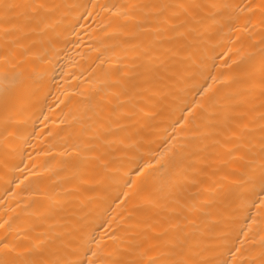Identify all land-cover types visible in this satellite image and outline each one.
Returning a JSON list of instances; mask_svg holds the SVG:
<instances>
[{
    "label": "bare ground",
    "instance_id": "1",
    "mask_svg": "<svg viewBox=\"0 0 264 264\" xmlns=\"http://www.w3.org/2000/svg\"><path fill=\"white\" fill-rule=\"evenodd\" d=\"M262 161L264 0H0V259L264 264Z\"/></svg>",
    "mask_w": 264,
    "mask_h": 264
},
{
    "label": "snow or ice",
    "instance_id": "2",
    "mask_svg": "<svg viewBox=\"0 0 264 264\" xmlns=\"http://www.w3.org/2000/svg\"><path fill=\"white\" fill-rule=\"evenodd\" d=\"M252 181L255 182L257 179L259 181L261 190L264 191V161H262L261 172L259 177H251ZM7 255V254H6ZM0 264H84L82 259H71L67 257L57 256L55 259H34V258H24V259H0ZM91 264V262H89ZM229 264V262H225Z\"/></svg>",
    "mask_w": 264,
    "mask_h": 264
}]
</instances>
